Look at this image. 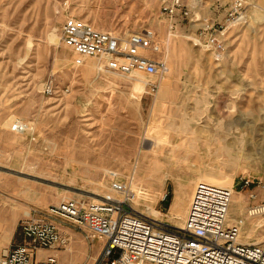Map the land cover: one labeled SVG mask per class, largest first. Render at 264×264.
I'll list each match as a JSON object with an SVG mask.
<instances>
[{"label": "rangeland", "instance_id": "1", "mask_svg": "<svg viewBox=\"0 0 264 264\" xmlns=\"http://www.w3.org/2000/svg\"><path fill=\"white\" fill-rule=\"evenodd\" d=\"M231 1L187 0L191 16L170 30L160 0H0V193L17 192L21 219L68 199L114 196V181L131 188L139 210L175 226L200 178L231 184L241 197L229 219L264 199V0H244L218 57L195 42L200 18L222 21ZM68 18L107 31H154L166 70L135 80L93 58L76 65L60 37ZM15 121L26 129L13 131ZM157 139L165 145L153 151ZM180 183L189 184L187 194L172 213ZM253 220L240 241L263 244L264 215ZM61 228L69 242L53 254L92 264L99 241L88 243L71 224Z\"/></svg>", "mask_w": 264, "mask_h": 264}, {"label": "built area", "instance_id": "2", "mask_svg": "<svg viewBox=\"0 0 264 264\" xmlns=\"http://www.w3.org/2000/svg\"><path fill=\"white\" fill-rule=\"evenodd\" d=\"M160 11L169 20L170 30L176 28L177 20L189 18L192 12L187 0H160ZM244 11V0H232L222 21L201 17L196 44L219 56L225 50L227 29L241 21ZM60 37L73 52L76 65L93 58L101 68L123 76H152L166 70L157 56L161 45L150 29L107 31L68 18L61 26ZM52 91L48 83L44 93ZM26 127L15 122L11 129ZM111 190L114 196L97 201L68 199L47 211L30 209L19 221L23 242L4 250L0 264H58L56 254L41 257L40 252L67 246L69 237L61 228L63 222L78 228L88 243L99 241L92 264H264V243L240 241L245 221L264 215V199L253 201L244 217L229 219L232 189L198 182L182 226H175L139 210L126 183L114 181Z\"/></svg>", "mask_w": 264, "mask_h": 264}, {"label": "crops", "instance_id": "3", "mask_svg": "<svg viewBox=\"0 0 264 264\" xmlns=\"http://www.w3.org/2000/svg\"><path fill=\"white\" fill-rule=\"evenodd\" d=\"M224 17V16H223ZM6 174V171H1L0 174ZM1 175L0 184H4L5 175ZM16 201V203H15ZM22 207L17 205V192L10 187L9 191L0 193V256L2 252L12 245L23 242L22 235L19 230V221L22 216ZM180 214V211H177ZM186 215V211L184 216ZM53 250H43L40 252L41 257L48 254H53ZM58 264H64L61 254H58ZM61 260V261H60ZM85 261V259H84ZM83 263V259L78 260Z\"/></svg>", "mask_w": 264, "mask_h": 264}, {"label": "bare ground", "instance_id": "4", "mask_svg": "<svg viewBox=\"0 0 264 264\" xmlns=\"http://www.w3.org/2000/svg\"><path fill=\"white\" fill-rule=\"evenodd\" d=\"M260 10H262L263 11V9L262 8H260ZM264 12V11H263ZM218 57V56H217ZM92 59V58H91ZM97 64H99L98 63V61L96 60V65ZM169 71H170V69H169ZM141 75H143V74H141V73H134L133 75H131V76H126V77H129V78H133V79H135V80H137L138 79V77H140ZM122 76V75H121ZM167 82V80H164L162 83L164 84V83H166ZM164 94H165V88L163 87V86H161L160 88H159V90H158V93H157V97H156V100H160V99H162L163 98V96H164ZM158 103V102H157ZM15 122H17V121H15ZM14 122V123H15ZM28 130V129H27ZM27 133V132H26ZM148 143V142H147ZM162 145H165V143L161 140V139H157V141H156V144L154 145V147L152 148V146H151V150H153V151H155L157 148H159L160 146H162ZM179 163V162H178ZM156 176V175H155ZM214 177L215 178H219L220 179V177L219 176H215L214 175ZM160 175L158 176V177H154V180L156 181V180H160ZM186 181V180H185ZM184 181V182H185ZM206 182V183H209L210 182V180H205L204 178H200L199 179V182ZM211 183V182H210ZM220 183V182H219ZM211 184H213V183H211ZM217 184V183H216ZM215 184V185H216ZM225 185L224 186H226L227 188H230V186H231V184H227V183H224ZM188 186H189V184L188 185H186V183L185 184H182V183H180L179 185H178V192H179V194H178V199H177V201L173 204V206H172V208H171V212L172 213H174V211H175V206H176V204H179L180 202H181V200H182V197L183 196H185L186 194H187V188H188ZM218 186H220V185H218ZM221 187H223V185L221 186ZM113 196V195H112ZM231 203H235V204H237V206H239V208L241 207V197L238 195V194H236V193H234V192H232V196H231ZM188 209V208H187ZM27 212V211H26ZM186 214H187V211H186ZM186 216V215H185ZM185 219V218H184ZM251 222L253 223L254 222V220L253 219H251ZM183 224V223H182ZM181 224V225H182ZM180 225V226H181ZM251 228V227H250Z\"/></svg>", "mask_w": 264, "mask_h": 264}]
</instances>
